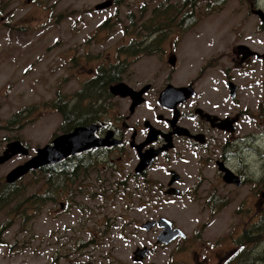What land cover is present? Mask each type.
I'll return each instance as SVG.
<instances>
[{
    "label": "rangeland",
    "instance_id": "obj_1",
    "mask_svg": "<svg viewBox=\"0 0 264 264\" xmlns=\"http://www.w3.org/2000/svg\"><path fill=\"white\" fill-rule=\"evenodd\" d=\"M105 1L0 0V124L17 111L33 107L20 133L0 128V154L18 135L29 149L28 157L16 156L0 166V185L10 171L58 134L61 117L52 103L57 94L61 100L79 96L84 77L77 72L84 57L94 61L101 54L106 61L114 50L137 38L135 30L151 16L150 10L141 9L143 0H117L114 8L95 10ZM109 17L111 20L102 22ZM128 17L134 25L128 24ZM200 17L203 20L189 31L178 32L184 35L173 81L184 84L195 73L199 94L209 98L226 95V69H237L232 49L241 43L255 48L258 43L264 51V32L258 34L257 19L236 1L211 16ZM156 68L166 71L157 58H143L132 67L136 79L147 77ZM260 81L249 92L258 95L261 88L264 104L263 75ZM256 137L263 147L258 151L262 157L235 154L244 172L250 162L260 161L264 173V125L263 134ZM195 162L192 156L174 165L186 187L193 182ZM135 165L128 158L116 170L105 168L97 181L92 176L65 184L54 203L28 208L25 217L9 207L1 210L0 264H216L215 256L221 251L230 253L229 264H243L235 257L237 251L241 255L249 252L245 264H264V203L258 209L252 205L253 180L234 190L227 202L230 206L212 216L207 213L203 192L195 199L188 193L178 198L161 193L170 166L167 161L158 160L142 179L134 177ZM210 177L207 172L200 181ZM21 182L27 195L43 191L38 178L34 182L24 176ZM259 211L262 217L256 222ZM159 218L172 222L184 240L156 245L159 229L144 232L140 226ZM244 231L246 238L241 236ZM137 248L151 250L141 263L132 261Z\"/></svg>",
    "mask_w": 264,
    "mask_h": 264
},
{
    "label": "flooded vegetation",
    "instance_id": "obj_2",
    "mask_svg": "<svg viewBox=\"0 0 264 264\" xmlns=\"http://www.w3.org/2000/svg\"><path fill=\"white\" fill-rule=\"evenodd\" d=\"M27 1L31 3L34 0ZM235 1L252 19H257L258 34L264 32V17L259 15V12L264 14V0H143L141 9L150 10L151 16L143 21L138 18L142 25L135 30L137 38L114 50L106 61L101 54L96 55L94 61L87 56L81 61L77 74L84 78L80 82L79 96L72 95L71 99L59 102V107L68 112L66 132H62L61 128L64 117L56 109L61 117L59 132L52 136L48 145L60 135L94 126L90 130L93 147L46 166L54 167V172L58 169L64 179L75 178V182L92 176L97 181L105 168L116 170V166L128 158L136 162L134 177L142 179L158 160L167 161L170 166L166 169L164 188L160 189L164 196L178 198L188 193L195 199V195L197 197L203 192L204 202L208 204L207 213L215 216L230 206L227 202L234 190L243 189L248 181L253 180L256 188L250 191L249 196L254 209H258L264 203L263 162H250V168L244 172L239 168L235 154L240 152L245 153L244 157H262L258 151L263 147L256 137L263 134L262 93L261 88L258 95V92L250 94L249 90L261 85L264 51L258 48V43L255 48L251 47V43H241L232 49L233 64L237 69L234 72L226 69V95L209 98L199 94L195 73L179 85L175 84L172 76L179 69L178 53L184 35L178 32L185 29L187 32L200 23L203 20L200 15L211 16L221 11L228 2ZM101 5L106 6L97 11L114 8L117 0H107L96 6ZM109 20L110 17L102 22ZM127 21L129 25H134L133 18L128 17ZM172 57L174 63L171 65L169 59ZM143 58L159 59L166 71L156 68L147 77L136 79L132 67ZM120 85L132 94L111 93V88ZM59 97L58 94L55 96V102ZM100 144L105 146H95ZM151 155H155L151 164L136 174L141 158L148 159ZM192 156L197 162L192 168L193 182L186 187L181 172L174 165ZM173 172L177 179L170 184ZM207 172L211 173L210 179L200 181ZM168 192L177 194L169 195ZM260 211L256 217L250 216L255 217L256 222L262 217ZM229 256L228 251L217 253L216 264H229Z\"/></svg>",
    "mask_w": 264,
    "mask_h": 264
},
{
    "label": "water",
    "instance_id": "obj_3",
    "mask_svg": "<svg viewBox=\"0 0 264 264\" xmlns=\"http://www.w3.org/2000/svg\"><path fill=\"white\" fill-rule=\"evenodd\" d=\"M105 6L106 5L96 6V10L101 9L102 7ZM259 15L262 18L264 17V14L262 12H259ZM173 63H174V57L169 59V64L172 65ZM110 90L111 93L113 94H120V95H125L127 93L132 94L130 90L126 91L124 85L116 86L115 88H111ZM136 95L139 96V94ZM93 127L94 126L87 128H77L70 134L60 135L54 138L51 141V144L37 149L35 156L31 157L29 160H27L23 164L17 166L12 171H10L7 174L5 181L7 183L15 182L30 171H34L38 168H41L42 166L57 164L68 157L80 154L85 151H89L93 147V145L91 146L92 138L90 139L91 136L90 130ZM95 146L96 147L105 146V144H100L98 146L97 145ZM17 155L27 156L28 155L27 148L19 141H13L6 144L4 150L0 154V166L8 162L10 159H12ZM154 156L155 155H151L148 157V159H143L144 157L141 158V161L139 162L138 166L135 169V173L139 174L142 171V169L149 166L153 161ZM171 175H172V179L170 184L174 183L177 179V175L174 172ZM167 194L176 195L177 192H168ZM154 226H158V228L161 229V232L156 238L157 244L168 245L172 240L176 238L183 239L185 237L180 230L172 229L171 223L164 218H160L157 221H147L141 226V228L144 231L149 232ZM149 253H150V249L148 248H143V249L137 248L133 253L132 261H134L135 263H141Z\"/></svg>",
    "mask_w": 264,
    "mask_h": 264
},
{
    "label": "trees",
    "instance_id": "obj_4",
    "mask_svg": "<svg viewBox=\"0 0 264 264\" xmlns=\"http://www.w3.org/2000/svg\"><path fill=\"white\" fill-rule=\"evenodd\" d=\"M140 28H144L141 26ZM144 31V29H143ZM62 101L60 97L58 100L53 102L52 104H56V109L61 111V115L64 117V120L61 123V128L63 129L62 132H66V122L65 119L67 117V111L64 107H59V102ZM33 112V107H26L22 110L17 111L15 114L12 115L8 120L4 121L3 124H0V128L3 131L11 132L14 131L15 133H20V130L24 127L27 120L30 118ZM15 140L20 141L19 135L15 137ZM14 140V141H15ZM22 142V141H21ZM54 167L45 166L37 171L29 173L27 176L30 179H33L35 182L37 178L42 183L41 187L43 191L41 193H31L27 195V188L21 182L20 179L17 182L12 184L4 183L0 185V211L6 208H10L12 211H18L21 215L25 217L24 211L28 208H36V205H44L49 203H54L55 199L58 197V194L64 189L65 184L72 183L75 178L69 180L64 179V177L58 171H53ZM68 180V181H66ZM62 189V190H61ZM61 190V191H60ZM27 213V211H26ZM241 236H246L242 234ZM244 239V238H243ZM241 239H239V242ZM242 245L241 243H238ZM237 246V245H236ZM250 248H248L249 251ZM236 258H239L243 264H245V258L249 257V252L244 254H239L238 252L235 255Z\"/></svg>",
    "mask_w": 264,
    "mask_h": 264
}]
</instances>
